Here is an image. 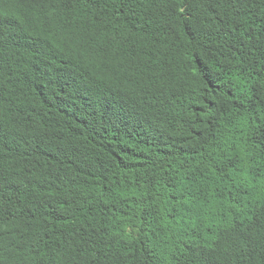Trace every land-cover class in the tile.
Listing matches in <instances>:
<instances>
[{
    "label": "trees",
    "instance_id": "1",
    "mask_svg": "<svg viewBox=\"0 0 264 264\" xmlns=\"http://www.w3.org/2000/svg\"><path fill=\"white\" fill-rule=\"evenodd\" d=\"M0 264H264V0H0Z\"/></svg>",
    "mask_w": 264,
    "mask_h": 264
}]
</instances>
